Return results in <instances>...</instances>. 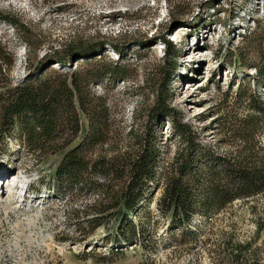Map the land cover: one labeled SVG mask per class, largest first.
I'll return each instance as SVG.
<instances>
[{"label":"rangeland","instance_id":"374dc122","mask_svg":"<svg viewBox=\"0 0 264 264\" xmlns=\"http://www.w3.org/2000/svg\"><path fill=\"white\" fill-rule=\"evenodd\" d=\"M0 10L15 13L26 26L18 30L0 21V38L15 54L12 81L28 73V46L36 53L32 56L84 47L103 37L121 47L135 74L109 79L108 92L125 131L136 103L165 75L166 50L158 36L169 38L177 49L180 75L170 94L184 119L195 124L202 142L199 152L236 156L245 145L237 137L242 128L233 120L251 112L246 96L240 95L245 88L250 86L264 102V72L256 74L264 68V0H0ZM21 34L30 40L27 47ZM101 53L112 60L119 57L107 42ZM83 62L71 60L72 66ZM14 130L12 139L0 142L4 173L28 178L32 189L22 201H16L17 184L10 187L8 200L0 191V264H264V192L215 205L208 213L196 203V212L182 225L156 202L162 177L158 168L159 183L130 215L132 222L123 223L128 242L119 246L122 235L114 221L91 226L84 220L94 211L96 192L72 188L42 206L35 204L32 192H44L48 181H54L48 163L34 157ZM253 137L262 147L255 154L264 157V127L259 125ZM159 139L165 164L173 160L180 140L167 126Z\"/></svg>","mask_w":264,"mask_h":264},{"label":"trees","instance_id":"16d2710c","mask_svg":"<svg viewBox=\"0 0 264 264\" xmlns=\"http://www.w3.org/2000/svg\"><path fill=\"white\" fill-rule=\"evenodd\" d=\"M15 15L0 10V21L24 29L25 24ZM19 38L25 47L30 43L24 34ZM158 38L165 45L168 67L164 77L156 80L132 109L126 131L116 116L115 104L109 103V79L132 78L135 69L124 61L126 56L113 40L103 37L85 46L79 44L84 47L70 46L36 56L28 46V73L12 81L15 54L0 38V141L12 139L16 127L20 132L16 137L24 147L48 163L59 194L72 188L96 192L98 197L90 208L94 211L84 215L85 222L94 226L114 221L122 241L128 240L123 223L132 222L130 215L151 186L159 183L158 168L162 177L156 202L182 225L196 212V203L201 205L200 211L208 213L215 205L264 192V157L255 154L262 147L253 137L259 125L264 127L263 100L250 86L240 94L246 96L251 112L233 120L242 128V135L235 136L245 142L238 155L210 153L209 149L199 152L202 142L198 130L192 119H184V112L176 108L170 94L171 83L180 76L176 74L177 49L167 37ZM106 42L119 54L117 60L102 55ZM137 44L143 46L142 42ZM31 57L34 62H30ZM76 57L84 62L72 66ZM262 72L263 66L256 74ZM147 83L150 85L149 80ZM165 126L180 145L173 160L162 164L159 138ZM262 224L256 223L257 229ZM131 229L134 231V226Z\"/></svg>","mask_w":264,"mask_h":264},{"label":"bare ground","instance_id":"6f19581e","mask_svg":"<svg viewBox=\"0 0 264 264\" xmlns=\"http://www.w3.org/2000/svg\"><path fill=\"white\" fill-rule=\"evenodd\" d=\"M16 182H18V179L17 178H16ZM4 186H7V187H4ZM1 187H3V188L1 189ZM1 187H0V191L2 190V194H4V196H3L2 199L5 198V200H8L9 195H10V186H8L7 183H4L3 185H1Z\"/></svg>","mask_w":264,"mask_h":264}]
</instances>
